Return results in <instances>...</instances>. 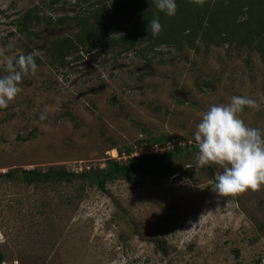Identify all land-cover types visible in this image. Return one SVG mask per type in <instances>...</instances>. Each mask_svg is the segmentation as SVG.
I'll use <instances>...</instances> for the list:
<instances>
[{
    "label": "rangeland",
    "instance_id": "obj_1",
    "mask_svg": "<svg viewBox=\"0 0 264 264\" xmlns=\"http://www.w3.org/2000/svg\"><path fill=\"white\" fill-rule=\"evenodd\" d=\"M49 2L0 0V50L41 60L16 99L0 109V173L106 168L111 159L126 161L128 148L133 156L147 154L152 147L137 142L151 135L168 136L165 149H188L174 159L181 169L174 177L121 178L105 191L78 181L28 185L21 176L1 178L3 264H264V188L220 197L212 187L222 169L198 168L194 149L202 114L233 96L260 104L240 115L264 132L260 55L200 40L150 50L142 20L131 15L111 37L137 33L134 50L119 55L121 47L89 53L81 47L59 66L47 48L76 33L77 25L55 29L42 22L27 34L19 18L29 10L53 20L75 17L113 0H82V9L76 0L53 9Z\"/></svg>",
    "mask_w": 264,
    "mask_h": 264
},
{
    "label": "trees",
    "instance_id": "obj_2",
    "mask_svg": "<svg viewBox=\"0 0 264 264\" xmlns=\"http://www.w3.org/2000/svg\"><path fill=\"white\" fill-rule=\"evenodd\" d=\"M61 0H50L48 6L53 9ZM82 0H76L80 9ZM112 6L103 5L92 11L81 12L75 17L61 16L56 20L43 17L35 10L27 11L19 18L17 25L27 34L32 25L45 22L52 28L67 27L74 22L78 30L70 36L57 38L47 48V55L59 66L72 50L85 47L86 52L98 48L116 49L121 47L119 55L134 50L140 38L137 33L128 32L125 35L111 37L118 30L117 24L125 17L134 15L142 20L140 29L147 31L146 42L150 50L163 45L178 47L185 42L190 44L200 40L206 46H238L255 51L264 63V0H204L203 4L195 0H176L177 13L168 17L159 12L154 0H113ZM159 17L162 31L158 36L151 34L148 27L154 17ZM139 29V30H140ZM180 49V48H179ZM41 60L35 58V63ZM170 138L168 136L151 137L137 142L142 145L147 142L148 149L153 146L164 147ZM188 149V146L176 145L173 149L159 154H143L133 156V148L125 152L126 161L109 160L106 168H89L82 172L68 171L66 168L51 167L47 171H11L0 173V179H14L21 176L24 183L34 184H63L75 181L95 186L105 191L109 182L137 175L150 176L158 180H166L177 175L181 169L173 162ZM197 149V147H194ZM123 154V151H120ZM4 255L0 249V264Z\"/></svg>",
    "mask_w": 264,
    "mask_h": 264
},
{
    "label": "clouds",
    "instance_id": "obj_3",
    "mask_svg": "<svg viewBox=\"0 0 264 264\" xmlns=\"http://www.w3.org/2000/svg\"><path fill=\"white\" fill-rule=\"evenodd\" d=\"M203 4L204 0H195ZM159 12L168 17L177 13L176 0H154ZM153 36L162 31L159 17L148 25ZM5 75L0 76V109H5L21 93L23 79L35 75V54L20 53L15 58L0 50ZM260 110V104L246 96H233L226 104H214L205 111L196 126L194 141L198 148V168L217 165L212 190L220 197H236L264 188V132L249 127L241 118L245 108Z\"/></svg>",
    "mask_w": 264,
    "mask_h": 264
},
{
    "label": "built area",
    "instance_id": "obj_4",
    "mask_svg": "<svg viewBox=\"0 0 264 264\" xmlns=\"http://www.w3.org/2000/svg\"><path fill=\"white\" fill-rule=\"evenodd\" d=\"M169 144V143H168ZM158 149V151H160L161 153L166 151V150H170V149H165L166 147H159V146H156V147H152L151 151H146V153H152L153 149ZM154 153V152H153Z\"/></svg>",
    "mask_w": 264,
    "mask_h": 264
},
{
    "label": "flooded vegetation",
    "instance_id": "obj_5",
    "mask_svg": "<svg viewBox=\"0 0 264 264\" xmlns=\"http://www.w3.org/2000/svg\"><path fill=\"white\" fill-rule=\"evenodd\" d=\"M92 52H94V51H92ZM89 53V52H88ZM124 53H126V52H124Z\"/></svg>",
    "mask_w": 264,
    "mask_h": 264
}]
</instances>
